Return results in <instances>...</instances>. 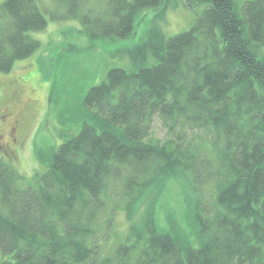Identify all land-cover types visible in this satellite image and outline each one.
<instances>
[{
  "label": "trees",
  "instance_id": "16d2710c",
  "mask_svg": "<svg viewBox=\"0 0 264 264\" xmlns=\"http://www.w3.org/2000/svg\"><path fill=\"white\" fill-rule=\"evenodd\" d=\"M100 1L56 0L55 19L78 20L91 42L124 40L138 14L176 7ZM181 1L203 7L187 31L154 22L124 51L128 70L57 113L62 143L35 152L43 171L26 178L0 158V264H264V0ZM39 2L0 4L1 73L39 48ZM118 212L125 235L105 252Z\"/></svg>",
  "mask_w": 264,
  "mask_h": 264
},
{
  "label": "rangeland",
  "instance_id": "374dc122",
  "mask_svg": "<svg viewBox=\"0 0 264 264\" xmlns=\"http://www.w3.org/2000/svg\"><path fill=\"white\" fill-rule=\"evenodd\" d=\"M3 1L0 0V4ZM244 1L234 0L237 5ZM170 2L176 7H169L162 20L155 19L157 11L138 14L129 38L91 42L80 33L82 26L78 20L55 19L63 15L56 0H40L47 26L41 32L29 34L39 42V48L28 58L15 62L8 73L0 72V139L7 149L2 160L26 178L43 171L35 152L38 148L46 152L62 143L58 134L65 128L58 124L57 113L62 111L67 116V112L79 109L88 89L100 84L111 69L128 70L130 62L123 55L124 51L143 43L154 22L166 37H171L187 31L196 14L203 10L198 7L192 12L183 6L181 0ZM101 3L100 0H88L84 9H100ZM12 131L13 137L10 136ZM164 134L162 125L155 120L152 135L161 140ZM11 138L15 139L14 144H11ZM170 198L168 204L179 206L177 194H171ZM158 219L162 224L159 216ZM126 226L124 215L118 212L106 242L102 231L99 235L103 251L109 252L110 247L123 241ZM3 258L0 253V261Z\"/></svg>",
  "mask_w": 264,
  "mask_h": 264
},
{
  "label": "flooded vegetation",
  "instance_id": "af4514ba",
  "mask_svg": "<svg viewBox=\"0 0 264 264\" xmlns=\"http://www.w3.org/2000/svg\"><path fill=\"white\" fill-rule=\"evenodd\" d=\"M5 121V120H3ZM13 134H14V131L10 132V136L13 137ZM0 138H1V134H0ZM15 143V139L14 138H11V144H14ZM6 150L5 149V145L3 143H1V139H0V158L2 159L3 157H5L6 155Z\"/></svg>",
  "mask_w": 264,
  "mask_h": 264
}]
</instances>
